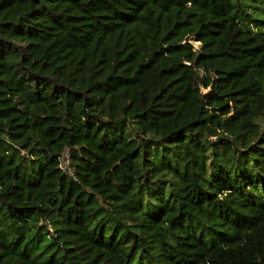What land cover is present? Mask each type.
<instances>
[{
    "label": "trees",
    "instance_id": "trees-1",
    "mask_svg": "<svg viewBox=\"0 0 264 264\" xmlns=\"http://www.w3.org/2000/svg\"><path fill=\"white\" fill-rule=\"evenodd\" d=\"M0 264H264V0H0Z\"/></svg>",
    "mask_w": 264,
    "mask_h": 264
},
{
    "label": "rangeland",
    "instance_id": "rangeland-1",
    "mask_svg": "<svg viewBox=\"0 0 264 264\" xmlns=\"http://www.w3.org/2000/svg\"><path fill=\"white\" fill-rule=\"evenodd\" d=\"M194 44L196 45V47L200 45L199 42H196V41H194Z\"/></svg>",
    "mask_w": 264,
    "mask_h": 264
},
{
    "label": "built area",
    "instance_id": "built-area-1",
    "mask_svg": "<svg viewBox=\"0 0 264 264\" xmlns=\"http://www.w3.org/2000/svg\"><path fill=\"white\" fill-rule=\"evenodd\" d=\"M66 167V169H67V166H65Z\"/></svg>",
    "mask_w": 264,
    "mask_h": 264
}]
</instances>
